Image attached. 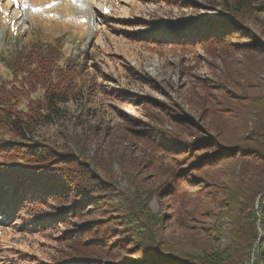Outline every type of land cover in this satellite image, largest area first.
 Segmentation results:
<instances>
[{
	"label": "rangeland",
	"instance_id": "374dc122",
	"mask_svg": "<svg viewBox=\"0 0 264 264\" xmlns=\"http://www.w3.org/2000/svg\"><path fill=\"white\" fill-rule=\"evenodd\" d=\"M225 1L0 0V60L24 45L47 44L59 66L85 53L81 85L92 88L94 72L99 83L93 95L67 105L72 121L44 126L32 140L60 152L44 174L58 186L50 206L68 211L64 227L39 229L32 205L0 217V264L73 261L75 247L95 236L121 253L142 242L159 247L163 234L184 231L175 228L182 200L195 196L176 197V191L201 188L210 197L224 189H256L258 180L246 183L245 177L256 164L249 149L264 146L257 141L264 126V43L244 32L218 39ZM241 18L264 27V12L246 11ZM213 21V33H206L211 25H202ZM195 136H217L208 148L230 146L233 155L211 161L200 186L189 182L192 165L177 152ZM259 199L253 205L260 218ZM200 222L188 221L186 233ZM222 223L227 243L230 219ZM74 231L78 243L74 233L63 236ZM248 264H258L255 252Z\"/></svg>",
	"mask_w": 264,
	"mask_h": 264
},
{
	"label": "trees",
	"instance_id": "16d2710c",
	"mask_svg": "<svg viewBox=\"0 0 264 264\" xmlns=\"http://www.w3.org/2000/svg\"><path fill=\"white\" fill-rule=\"evenodd\" d=\"M253 1L226 0L222 3L225 8L223 14L227 17H222L223 26L219 28L224 30V35H219L218 39L244 32L264 43V27L252 25L253 29L241 21V15L246 11L264 12V4H254ZM206 25L211 26L204 28L205 32L213 33L216 21L202 26ZM188 38H184L185 41H189ZM42 45L34 44L32 50L24 45L10 58L0 60V217L4 219L11 212H19L24 204L27 207L32 205L37 210L33 218L38 220L39 229L43 226L51 231L56 227L60 231L68 211L63 207L50 206L49 200L55 197L58 186L52 184L55 179L49 172L48 175L44 174L60 156V152L51 145H37L32 140L44 126H60L67 120L72 121L74 114L67 105L93 95L91 91L99 83L94 72L91 75L94 83L92 88L81 85L80 66L86 64L85 53L59 66L58 54L49 52L47 44ZM185 45L188 46L184 48L190 47L189 43ZM120 93L115 91V95L121 97ZM81 124H78L79 127ZM262 130L263 139L257 140L258 145L264 143V126ZM217 139V136H195L185 145H178L177 152L184 155L180 160L192 165V171L187 172L190 183L199 186L202 182L206 183L204 172L213 168L214 163L211 161L214 159L232 158L230 146L217 143L215 147L208 148L214 145L208 143ZM202 145L206 149L192 156L187 154L189 148L193 147L194 150ZM249 151L256 164L254 172L247 174L245 181L258 180L253 192L248 189L234 192L224 189L218 192L220 194L208 197L199 188L193 192L174 193L176 197L195 195L192 199L182 200V217L176 220L175 227L176 230H184L178 233L181 234L179 237L175 236V232L163 234L159 247L142 242L132 248L126 247L121 253L106 247L103 239L95 236L91 241L98 243L75 247L73 261L63 259L48 264H248L252 252L256 254L257 263L264 264V146L250 148ZM237 153L241 154V149ZM223 175L221 173L218 180L223 179ZM230 176L227 178L230 179ZM219 185L217 182L212 183L213 187L218 188ZM257 195L260 198V218L253 205ZM47 205L49 208L45 209ZM227 217L230 224L228 241L224 243L222 219ZM194 219L201 221L202 225L193 228L194 232L186 233L190 227L188 221ZM60 223L61 226H58ZM72 233L74 242L78 243L79 232H66L63 236L67 239Z\"/></svg>",
	"mask_w": 264,
	"mask_h": 264
},
{
	"label": "snow or ice",
	"instance_id": "6c2138e0",
	"mask_svg": "<svg viewBox=\"0 0 264 264\" xmlns=\"http://www.w3.org/2000/svg\"><path fill=\"white\" fill-rule=\"evenodd\" d=\"M14 2H15V0H14ZM73 2H75V0H73ZM48 7H51V5H47ZM105 11H107V9H105Z\"/></svg>",
	"mask_w": 264,
	"mask_h": 264
},
{
	"label": "water",
	"instance_id": "95a60500",
	"mask_svg": "<svg viewBox=\"0 0 264 264\" xmlns=\"http://www.w3.org/2000/svg\"><path fill=\"white\" fill-rule=\"evenodd\" d=\"M227 17V16H226Z\"/></svg>",
	"mask_w": 264,
	"mask_h": 264
}]
</instances>
